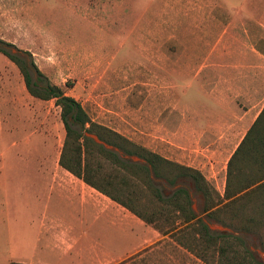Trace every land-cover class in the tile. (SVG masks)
I'll return each instance as SVG.
<instances>
[{
	"label": "rangeland",
	"instance_id": "rangeland-1",
	"mask_svg": "<svg viewBox=\"0 0 264 264\" xmlns=\"http://www.w3.org/2000/svg\"><path fill=\"white\" fill-rule=\"evenodd\" d=\"M244 1L92 0L91 7L82 8V11L92 9V14L82 15L72 14L67 6L54 0H0V38L14 44L0 43V48L10 52L11 48L16 49L18 52L12 53L29 65L33 59L45 78L80 101L94 122L171 161L187 165L172 150L175 136L177 143L185 142L184 135H176L183 125L184 102L196 106L203 100L213 105L205 87L211 90L216 74L206 70L198 77L196 69L217 62V41L224 28L238 20L240 10L249 14ZM25 50L31 52L32 58ZM4 54L0 53V63ZM7 61L20 70L8 56ZM32 72L37 81L36 72L33 69ZM20 75L25 82L21 71ZM204 76L207 80L202 81ZM37 83L43 87L46 80ZM48 104L61 116L62 109L55 99ZM63 129L66 134L65 126ZM62 145L63 140L57 143V151L61 152ZM191 150L189 158L194 162L198 152ZM118 154L121 159L131 161L126 152ZM202 156L206 169L192 167L201 170L223 195L231 157L226 164H220L217 152L206 151ZM95 159L103 161L104 157L95 156L97 162ZM106 165L112 167L110 161ZM150 170L153 184L165 197L178 188H186L197 218L209 220L205 196L192 179L181 177L171 183L157 177L152 166ZM139 184L138 197H132L133 201L126 195L123 198L141 212L150 213L160 203L153 189L144 182ZM123 214L142 224L145 232L154 230L129 211ZM214 223L243 237L255 258L264 262L260 234ZM106 231L115 240L111 248L120 252V256L140 242L135 251L109 264H207L169 235H158V239L152 240L141 239L142 228L128 235L118 228Z\"/></svg>",
	"mask_w": 264,
	"mask_h": 264
},
{
	"label": "crops",
	"instance_id": "crops-1",
	"mask_svg": "<svg viewBox=\"0 0 264 264\" xmlns=\"http://www.w3.org/2000/svg\"><path fill=\"white\" fill-rule=\"evenodd\" d=\"M54 1L72 14H92L82 11L92 0ZM244 4L249 14L240 10L218 38L217 62L196 69L198 77L206 70L216 74L211 90L205 87L213 105L185 101L176 133L185 142L176 136L172 142L177 159L201 170L206 151L226 164L264 109V0ZM6 60L0 63V264H109L136 250L140 242L125 255L114 252L107 228L125 235L142 228L141 239H158L157 230L145 232L123 214L129 210L60 164L62 117L49 100L28 91L20 70ZM191 148L198 152L194 162Z\"/></svg>",
	"mask_w": 264,
	"mask_h": 264
},
{
	"label": "trees",
	"instance_id": "trees-1",
	"mask_svg": "<svg viewBox=\"0 0 264 264\" xmlns=\"http://www.w3.org/2000/svg\"><path fill=\"white\" fill-rule=\"evenodd\" d=\"M0 43L14 46L1 38ZM0 52L18 65L26 87L33 96L44 100L55 99L61 107L66 129L60 156V164L64 168L125 207L160 235H169L207 264H264L255 258L243 237L235 233L213 231L203 219L197 218L186 188H178L171 196L165 197L153 184L147 164L123 160L116 151L86 135L87 132L95 133L128 155L145 159L157 177H163L171 183L181 177L192 179L205 196V213L209 220L260 234L264 249V109L232 154L227 167L225 193L221 195L201 170L171 161L133 143L117 131L94 122L80 101L45 78L33 59L30 65L38 76L37 81L46 80L43 87L34 80L33 72L24 58L6 49L0 48ZM24 53L32 58L30 51L25 50ZM95 156L104 157V160L95 159V162ZM109 161L112 165L110 169L106 168V162ZM140 181L153 189L160 203L150 213L141 212L131 205L132 202L123 198L126 195L127 199L133 201L132 197H138Z\"/></svg>",
	"mask_w": 264,
	"mask_h": 264
},
{
	"label": "water",
	"instance_id": "water-1",
	"mask_svg": "<svg viewBox=\"0 0 264 264\" xmlns=\"http://www.w3.org/2000/svg\"><path fill=\"white\" fill-rule=\"evenodd\" d=\"M11 51L13 53H16L18 52L16 49L14 48H11ZM36 74V73H35ZM87 136L91 137L92 139H94L97 143L99 144H102L103 146H105L106 148L108 149H111V150H114V151H117L118 153L120 154H124V152L117 146H114L112 144H109L108 142L102 140L97 134L95 133H89L87 132L86 133ZM127 158L131 159V161H134V162H142V163H145V164H148V162L141 158V157H134V156H131V155H127ZM150 168H151V165H149ZM205 222L208 224V226L213 230V231H219V232H222V233H227V232H233L234 231L231 229V228H228V227H225V226H221V225H218L214 222H210L209 220H205Z\"/></svg>",
	"mask_w": 264,
	"mask_h": 264
},
{
	"label": "flooded vegetation",
	"instance_id": "flooded-vegetation-1",
	"mask_svg": "<svg viewBox=\"0 0 264 264\" xmlns=\"http://www.w3.org/2000/svg\"><path fill=\"white\" fill-rule=\"evenodd\" d=\"M28 66H29V67H30V69L32 70V68H31V65H29V64H28Z\"/></svg>",
	"mask_w": 264,
	"mask_h": 264
}]
</instances>
